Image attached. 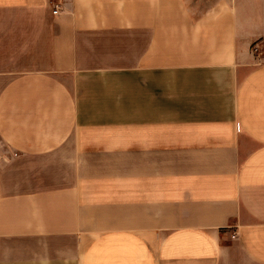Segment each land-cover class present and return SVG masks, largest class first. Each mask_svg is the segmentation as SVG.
Listing matches in <instances>:
<instances>
[{"label":"crops","instance_id":"1","mask_svg":"<svg viewBox=\"0 0 264 264\" xmlns=\"http://www.w3.org/2000/svg\"><path fill=\"white\" fill-rule=\"evenodd\" d=\"M256 50L264 0H0V264H264Z\"/></svg>","mask_w":264,"mask_h":264},{"label":"rangeland","instance_id":"2","mask_svg":"<svg viewBox=\"0 0 264 264\" xmlns=\"http://www.w3.org/2000/svg\"><path fill=\"white\" fill-rule=\"evenodd\" d=\"M204 3H206L208 0H203ZM260 4H254L255 7H259ZM208 5L206 6H197V8H195V10L200 11V10H205L207 8ZM262 7V4H261ZM254 51V50H253ZM256 54V61H255V65H260L264 63V53L261 50H256L254 52Z\"/></svg>","mask_w":264,"mask_h":264},{"label":"built area","instance_id":"3","mask_svg":"<svg viewBox=\"0 0 264 264\" xmlns=\"http://www.w3.org/2000/svg\"><path fill=\"white\" fill-rule=\"evenodd\" d=\"M54 13L56 14V13H57V10H56V11H54Z\"/></svg>","mask_w":264,"mask_h":264}]
</instances>
